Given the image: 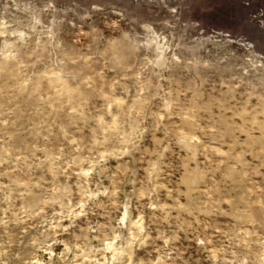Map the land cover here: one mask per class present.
<instances>
[{"label":"clouds","instance_id":"1","mask_svg":"<svg viewBox=\"0 0 264 264\" xmlns=\"http://www.w3.org/2000/svg\"><path fill=\"white\" fill-rule=\"evenodd\" d=\"M139 27L126 39L154 55L138 72L178 63L166 36ZM23 49H0V264H264V94L234 78L223 101L154 96L127 64L109 79L106 61L69 89L63 69Z\"/></svg>","mask_w":264,"mask_h":264},{"label":"rangeland","instance_id":"2","mask_svg":"<svg viewBox=\"0 0 264 264\" xmlns=\"http://www.w3.org/2000/svg\"><path fill=\"white\" fill-rule=\"evenodd\" d=\"M42 8L47 10L40 13ZM34 18L40 23L32 31ZM141 23L167 37L172 48L168 54L175 53L178 63L138 72L145 56L151 60L154 55L132 47L126 39L142 34ZM6 26L7 31L21 35L4 37ZM5 39L10 45L19 40L23 50H35L45 63L57 64L67 74L65 84L69 89L81 78L82 70L92 74L106 61L113 68L107 73L109 79L116 75L117 66L127 64L132 72L148 81L154 96L157 92L160 96L168 93L172 99L179 97L182 101L180 93L192 89L204 91L206 99L211 93L213 98L223 101L227 97L220 93L227 89L220 87L221 82L238 83L234 78L243 79L238 92L264 94V0H0V49ZM205 62L213 65L212 72L203 69ZM205 78L209 82L201 88ZM213 84L216 91L212 90ZM160 96L152 100L153 105L163 103ZM237 100L243 102L239 95ZM126 102L118 93L116 103ZM94 103L100 107L103 102ZM257 103L252 100V105ZM109 183L104 182L102 191L108 189ZM132 192V186L126 185L116 194L123 200L124 193ZM96 211L102 213L104 209ZM120 213L123 223L130 215L127 204L120 208ZM131 214L142 215L135 206Z\"/></svg>","mask_w":264,"mask_h":264}]
</instances>
